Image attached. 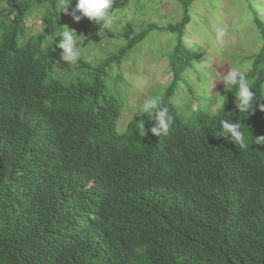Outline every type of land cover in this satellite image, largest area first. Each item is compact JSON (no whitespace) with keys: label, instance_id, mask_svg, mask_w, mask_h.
Returning <instances> with one entry per match:
<instances>
[{"label":"trees","instance_id":"16d2710c","mask_svg":"<svg viewBox=\"0 0 264 264\" xmlns=\"http://www.w3.org/2000/svg\"><path fill=\"white\" fill-rule=\"evenodd\" d=\"M176 1L180 21L139 32L127 24L117 55L79 61L64 81L55 75V39L71 16L61 0H2L0 264H264V144H254L264 112L239 113L233 87L215 113L179 114L172 99L201 56L184 42L196 0ZM129 2L113 0L112 14ZM250 7L262 45L245 74L264 99V20ZM37 10L44 30L27 38ZM102 28L86 18L76 31L97 43ZM154 30L177 35L161 100L174 123L160 137L140 130V119L146 130L155 123L146 116L119 131L123 105L106 82ZM230 117L243 123L246 150L218 136Z\"/></svg>","mask_w":264,"mask_h":264},{"label":"rangeland","instance_id":"374dc122","mask_svg":"<svg viewBox=\"0 0 264 264\" xmlns=\"http://www.w3.org/2000/svg\"><path fill=\"white\" fill-rule=\"evenodd\" d=\"M250 3L264 20V0H196L191 5V22L187 25L184 42L201 58L194 60L186 69L172 99L182 117L191 116L197 108L215 113L226 92L220 82L222 75L230 68L246 72L251 57L259 52L262 40ZM4 6L0 0V9ZM183 12L176 0H130L126 7L114 11L112 25L103 26L98 33L100 41L97 43L86 42L76 31L84 24L86 17L79 22L66 17L67 26L74 30L80 55L74 64L60 61L59 58L55 75L69 81L77 75L75 67L79 61L97 64L117 55L126 44L123 33L127 24L139 32L149 24L166 26L176 23L183 17ZM43 19L44 10L34 12L27 21V38L43 32ZM218 29L225 32L222 38L217 36ZM176 43V34L154 30L123 58L121 65L114 64L108 69L107 88L123 105L118 121L119 131H123L135 118L137 107L146 98L155 96L161 102L173 80L169 55ZM189 90L193 91L196 101Z\"/></svg>","mask_w":264,"mask_h":264},{"label":"clouds","instance_id":"9594fccd","mask_svg":"<svg viewBox=\"0 0 264 264\" xmlns=\"http://www.w3.org/2000/svg\"><path fill=\"white\" fill-rule=\"evenodd\" d=\"M71 4L72 0H61L60 12L70 15L75 22H79L82 18L86 17L96 24H102L104 27H109L113 23V14L111 12L113 0H75V7L69 11ZM224 35V30L218 29V38H222ZM57 38L55 39V47L62 50L59 54L60 61L67 62L68 64L77 62L80 52L74 30H71L67 26H63ZM220 82L223 83L227 91H231L233 87L236 88L234 102L239 113H247L250 115L254 107L264 112V103H261L264 99L257 98V94L250 87L244 71L239 68H230L222 75ZM228 114L229 113H227L226 116ZM145 116L151 117L152 121L155 122L146 130L143 119H140V130L145 135H147L148 132L159 137L169 134L174 123V116L170 113L168 107L161 105L159 98L155 96L146 98L144 102L137 107L135 117L142 118ZM231 117L220 120L218 136L229 139L240 150H246L249 145L248 138L242 130L243 123L239 119L233 122ZM254 144H264V135L255 137Z\"/></svg>","mask_w":264,"mask_h":264}]
</instances>
